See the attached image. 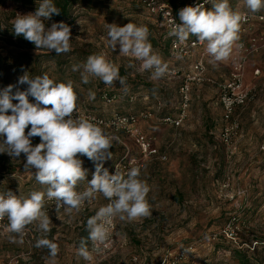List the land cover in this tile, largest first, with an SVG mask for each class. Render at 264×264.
Here are the masks:
<instances>
[{"label": "rangeland", "instance_id": "obj_1", "mask_svg": "<svg viewBox=\"0 0 264 264\" xmlns=\"http://www.w3.org/2000/svg\"><path fill=\"white\" fill-rule=\"evenodd\" d=\"M39 2L23 5L0 0V91L9 85L14 86L13 93L26 90L27 84L18 83L25 72L32 77L47 74L57 83L73 82L81 110L103 116L115 111L150 110L152 117L140 120V128L166 156H144L134 139L125 133L113 140L109 149L112 159L104 161V168L110 171L120 160L132 158L141 163L139 178L150 187L147 199L151 215L130 222L114 219L113 236L92 264H159L164 256L186 245L193 250L182 264H241L233 253L237 248L247 250L248 264H264V46L251 53L245 65L244 85L253 90L254 96L238 110L244 136L238 141L236 152L228 155L219 139L223 122L216 83L226 78L233 52L226 61L210 63L204 43L184 60L176 59L170 55L166 30L140 0H93L73 6L66 19L44 21L46 28L61 21L71 28V51L56 55L55 51L36 49L13 32L16 16L34 13ZM228 2L234 11L251 12L244 0ZM256 13L264 14V8ZM129 22L147 26L152 49L164 62L185 71L201 58L206 78L215 81L192 87L188 114L179 127L164 124L161 117L177 113L181 76L153 80L150 71L142 70L141 61L120 53L119 45L114 50L108 43L106 24L122 27ZM259 32H264V24L255 26L254 33ZM92 54H103L117 65L126 83L117 81L109 86L94 77L83 83V69L73 71V66L83 65ZM18 63L20 69L15 68ZM255 69L259 70L257 74ZM146 83L155 88L149 90ZM90 90L95 93L94 99L89 98ZM104 92L116 93L117 97L107 103L102 97ZM130 95L134 97L131 101ZM3 139L0 137V141ZM31 140L33 146L41 142L38 137ZM79 158L90 181L95 165L86 156ZM24 163V154L13 158L0 153V193L12 191L28 196L32 191L45 190L35 179V169L25 170ZM86 187L84 181L77 191ZM106 201L98 195L91 203L86 201L78 213L69 215L63 208L57 213L55 200L46 199L44 210L52 221L50 231L42 232L38 222L26 226L23 234L0 231V260H17L18 264H84L85 259L77 254L81 230ZM232 216L238 218L234 224L237 234L228 239L224 227ZM41 238L58 245L55 258L47 248L36 247Z\"/></svg>", "mask_w": 264, "mask_h": 264}, {"label": "clouds", "instance_id": "obj_2", "mask_svg": "<svg viewBox=\"0 0 264 264\" xmlns=\"http://www.w3.org/2000/svg\"><path fill=\"white\" fill-rule=\"evenodd\" d=\"M244 2L253 13L264 8V0ZM59 11L53 0H40L34 13L16 16L13 32L33 43L36 49L55 51L56 55L68 53L71 51L70 26L61 21L46 28L44 23L53 14L59 15ZM179 20L169 35L175 36L180 43L195 36L199 42L206 43L210 63H214L229 59L246 16L234 11L228 0H212L211 10L205 9L203 4L183 8ZM106 28L109 45L114 50L119 45L120 53L141 61L142 70L150 71L151 79L166 75L169 66L153 51L147 26L129 22L122 27L106 24ZM81 68V79L85 84L90 82V77L99 78L109 86L117 81L121 85L126 83L120 76L119 67L103 54L89 55L83 65H74L73 71ZM18 83L27 84V89L13 93L14 86L9 85L0 91V137L4 138L0 141V153L13 158L24 154L25 170L35 169V179L45 186V190L32 191L28 196H18L12 191L0 194V220L7 217V230L23 234L26 226L38 222L39 229L48 233L52 221L44 210L46 199L55 200L57 213L63 208L71 215L98 195L106 198L109 203L87 220L88 240L94 244H103L108 239L114 219L130 222L149 217L151 205L147 196L150 187L139 178L140 170L132 167L125 178L117 168L115 174L104 168V161L112 159L109 149L117 138L88 118L79 114L73 117L74 112L78 113V96L73 82L57 83L47 74L32 77L25 72ZM29 96L35 103L29 101ZM89 98H95L91 90ZM14 100L18 103H13ZM29 125L30 130L26 133ZM33 137H39L41 142L33 146ZM80 156H86L95 165L90 181L86 179L87 169L83 168ZM84 181H87V187L77 191ZM36 247L47 248L52 258L59 251L58 245L47 238L39 239ZM77 254L87 261L93 259L84 239Z\"/></svg>", "mask_w": 264, "mask_h": 264}, {"label": "built area", "instance_id": "obj_3", "mask_svg": "<svg viewBox=\"0 0 264 264\" xmlns=\"http://www.w3.org/2000/svg\"><path fill=\"white\" fill-rule=\"evenodd\" d=\"M143 5L147 7L149 13L154 16H158L160 23L166 30L168 35V45L170 55L176 59L184 60L189 56L197 47L202 46L204 43L198 41L195 36H190L187 41L180 43L175 36H170L169 32L174 24H178L179 12L185 7L203 4L205 9L211 10L209 5L212 0H186L177 4H171L168 2H161L159 0H140ZM242 15L246 16V20L241 22V27L239 34L243 35L236 42L232 58L231 66L228 75L221 82L216 83L218 89V102L221 107V120L223 125L220 129L219 139L224 145L228 155H232L237 149V140L240 136V119L238 115L239 108L243 107L248 101H250L254 92L252 89L247 88L244 85V71L245 65L248 57L251 53L258 50V48L264 46V32L254 33L255 26L258 24H264V14L253 13V12H242ZM168 64V63H167ZM168 71L165 78H173L176 76H181V81L178 87V107L177 113L175 115H164L161 117V121L164 124L170 125L172 127H179L182 125L183 121L187 117L188 109L191 101V90L194 85L201 84L202 82L214 83L215 81L206 78L205 76V66L202 59L195 60L190 67L183 71L182 68L168 64ZM259 72L258 69L254 70V74ZM215 84V83H214ZM105 102L110 103L116 99V93H104L102 95ZM129 100H133V95L128 96ZM35 103V100H29ZM13 103H18V101H13ZM157 107H160V101H156ZM50 107V106H49ZM78 113L74 112L73 117L76 118L79 115L92 120L102 127L107 133L113 135L119 140L121 133L130 135L135 143L138 145L140 152L144 156H156L160 159H165L164 154L159 153L158 149L153 146L151 139L143 133L140 128V120L150 119L152 113L150 110H140L136 113H120L112 112L108 116H103L97 113H93L87 110H81L77 107ZM8 114H11L9 111ZM29 127H31L29 125ZM40 140V138H39ZM139 163L134 158L127 160H120L111 169L110 174H115L116 168L125 175L132 167H140ZM240 192V191H239ZM238 192V193H239ZM244 193V192H240ZM2 194V193H0ZM109 201H106V205ZM83 208V207H82ZM238 220L236 216H232L224 227L225 236L228 239L236 238L235 222ZM8 225L7 217L0 220V231H6ZM115 228V222L110 228V234L108 239L103 243H93L87 245L88 250L93 256L91 261L84 260V264H92L94 262V257L105 251V245L113 236V231ZM215 236V235H213ZM193 248L191 245H186L175 250L159 262V264H182L184 263ZM0 264H18L17 260L2 261Z\"/></svg>", "mask_w": 264, "mask_h": 264}, {"label": "trees", "instance_id": "obj_4", "mask_svg": "<svg viewBox=\"0 0 264 264\" xmlns=\"http://www.w3.org/2000/svg\"><path fill=\"white\" fill-rule=\"evenodd\" d=\"M14 1L15 2H19V3L23 4V5H29V4H33L35 1H40V0H14ZM92 1L93 0H53V2L55 3L56 7L60 11H59V15L53 14L52 17H51V19H54V20L66 19V18H68L69 14H70V11L73 8V6L78 5V4H81V3L92 2ZM159 1H161V2H168V3H171V4H174L175 5L177 3L182 2L183 0H159ZM154 17L157 19L158 23H160L159 17L158 16H154ZM168 41H169V39L167 38V42ZM20 67H21V64L20 63H18L15 66V68H17V69H20ZM120 73H122V72H120ZM144 85L149 90H152V89L155 88V86L153 84H150V83H146ZM104 93H107V92H104ZM29 100H34V98L31 97V96H29ZM29 129H30V127H29ZM38 139H39V137H38ZM158 151H159V153L162 154V152H160V150H158ZM111 169H110L109 173L111 172ZM81 231H82L81 232V238L78 241V246L79 247H80V242H81L82 239L86 240L87 243L89 241L88 240L89 232H88L87 226L85 228H83ZM237 249L238 250H233L234 251L233 252L234 255L239 258L241 264H248V258L245 255L247 253L246 252L247 250L246 251L245 250H241L242 248H237Z\"/></svg>", "mask_w": 264, "mask_h": 264}, {"label": "crops", "instance_id": "obj_5", "mask_svg": "<svg viewBox=\"0 0 264 264\" xmlns=\"http://www.w3.org/2000/svg\"><path fill=\"white\" fill-rule=\"evenodd\" d=\"M211 5H212V3L209 5V8L211 9ZM190 67V66H189ZM228 75V74H227ZM227 77V76H226ZM246 105V104H245ZM242 108V107H241ZM241 108H239V111H240V109ZM243 136H244V134H243V131L240 129V136H239V138H238V140H237V144H238V141H240L242 138H243Z\"/></svg>", "mask_w": 264, "mask_h": 264}]
</instances>
